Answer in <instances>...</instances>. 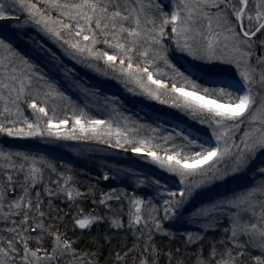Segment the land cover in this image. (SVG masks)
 I'll list each match as a JSON object with an SVG mask.
<instances>
[{
    "label": "snow or ice",
    "instance_id": "6c2138e0",
    "mask_svg": "<svg viewBox=\"0 0 264 264\" xmlns=\"http://www.w3.org/2000/svg\"><path fill=\"white\" fill-rule=\"evenodd\" d=\"M38 2L43 3L45 8L41 9L37 3H32L31 0H13V4L26 11L35 23L42 25L53 36L62 39L64 44L68 45L75 53H86L93 60H102L114 71H119L123 76L135 81L147 95L154 99L160 98L159 90H167L168 84L163 83L161 79H154V74L149 70L148 65L154 63L157 58L163 60L165 65L172 67L174 73L182 77L183 80L180 87H177L175 80L171 84L170 91L174 94L179 93L175 96L177 103L174 106L182 107L194 115L202 114L201 122H204L205 116L210 118L219 129L214 132V135H216L217 141H224L223 148L219 143L210 148L200 145L201 151L191 153L175 151L161 156L154 148L148 147L147 140L132 139L127 131H122L119 128L113 129V126L105 120L89 119L85 123H81V117H77L76 126H78L80 135H76V126L73 127L71 133H61L59 128L53 127V117L48 115L47 108L38 106L35 100L29 103V107L36 114V122H30L25 117L22 123L26 125V128L17 127L18 121L15 117L22 116L18 101L22 95L26 94V88L31 86V78H26L28 80L26 85L24 80L14 74L15 70L13 69L8 79L9 81L19 80V87L5 83L0 79V104H2L0 133L9 137H34L47 134L62 139H97L105 143L110 142L103 139L105 136L114 135L117 137L114 147H123L128 144L131 145V151L137 154L147 148L146 155L151 157L154 163L180 178V183L185 187L178 193L167 189L161 193L162 195L166 193L167 197L163 200L164 215L162 218L158 215L159 209L151 201L144 209L147 213L145 216L142 215L141 207L145 205V201L140 198H131L130 204L134 211L130 212L129 226L132 224L141 225L143 221V227L148 228L149 240L152 239L153 231H164L163 220L176 218L186 200L192 196L195 188L224 178L227 173L221 172L210 162L230 156L233 159L232 171L237 172L248 166L255 153L264 150V56L257 55L255 51L256 47L264 49V0H257L254 14L248 10L249 0H178L169 12L163 11L162 5L159 3L153 6L152 0H149L148 3H145V0H38ZM51 11L57 12L58 15L53 17L47 14ZM10 12L11 9H5L4 4L0 3V20L10 18ZM157 17H159V22H157ZM65 19L68 22H65ZM245 19L248 21L247 26ZM200 21H206L207 33L202 32L196 26ZM168 25H171V33L175 35L177 47L181 51H188L190 54L199 52L200 55L197 58L200 59H219L227 64L234 63L245 82L243 92L232 90L230 86L204 87L175 69L169 63L167 55L162 54L167 51L162 45V38L166 35ZM65 33L67 38H65ZM258 33L261 38L254 39ZM197 36L206 39V45L202 50L193 49L188 43L190 39L194 40ZM221 37L224 43L222 48L218 49V46L221 45ZM180 38L184 39L183 45L180 43ZM98 44H104L113 49L114 54L110 55L108 51L97 48ZM153 45H160V48H153ZM0 48L10 50L11 45L7 44L4 39H0ZM225 50H230V52L225 53ZM218 52L225 54H218ZM137 53L144 58L143 65L139 63L134 65L133 56ZM118 57L119 66L117 67ZM253 58L255 63L252 62ZM126 61L127 63H125ZM25 63L27 62L25 61ZM2 67L3 61L0 60V68ZM3 74L0 72V75ZM145 79L147 83H145ZM152 85H155V89L151 87ZM253 85L259 88L256 94H253ZM186 88H190L191 91H185ZM5 89L8 91L7 96L4 92ZM52 91L54 90L50 89L45 95L50 96ZM12 93H15L14 97ZM57 95L62 96L60 93ZM221 100L224 102L218 103ZM10 105L15 107V112ZM44 117L47 119L44 126L41 127L40 120ZM246 120L258 126L245 131L239 145L233 142L229 147V133L232 129L239 128L240 124ZM66 123V119L59 121L60 125ZM192 143L194 141H189V144ZM233 149H235L234 152ZM12 155L9 153L5 156V153L0 150V158L11 160ZM15 155L22 156L24 161L30 159L22 153ZM32 160L33 163L25 176V181L29 182L30 187L34 186L42 176V169L36 167L35 158ZM23 169L24 165L21 164L20 171ZM261 173L264 174V169H261ZM190 177H200V179L195 183H188ZM7 180L12 181V176L9 175ZM155 183L159 188V181ZM48 194L52 195L51 190ZM4 195L5 188L0 186V208L3 207ZM67 196L71 199L72 191H67ZM177 196L178 199H176ZM37 197H39V193H37ZM41 204L42 201L37 199L36 209L39 216L43 217L45 213L39 210ZM8 207L16 210L14 213H9L10 215H21L23 212V219L20 222L19 230L17 227L8 229L9 232L15 234L13 239L5 241L0 238V245L7 244V247L0 246V264H15L17 256L20 258L19 264H58L59 259L66 254H71L74 259H83L72 248V242L58 232L53 233L45 229L43 223H38L35 227H23L28 225L29 213L33 209L28 188H24V195L10 203ZM25 208L27 210H24ZM224 208L235 210L228 217L230 227L224 229L226 234L230 233L227 240L232 246L228 247L224 240L219 241V244L225 245L221 252L216 243H213L209 258H203L201 252L196 253V264H246L243 259L245 256L249 257L250 264H264V184L253 187L225 202L201 207L194 213V218L208 220L214 213ZM98 219L89 214L83 219L77 218L75 223L80 229H87ZM15 223L13 221L14 225ZM114 223L116 227L123 226L118 221ZM37 228L48 231V234L54 237V246L51 252L42 247L40 238H34L28 234L30 231L35 232ZM30 239L37 240L38 246L35 249L29 246ZM187 239L189 243H192L194 240L202 241L204 237L199 234H196L195 237L189 234ZM14 240H17L22 246V253ZM152 252L155 253L154 248ZM116 255L118 259H123L119 253ZM126 255L127 253H125ZM168 255L170 257L169 264H171L172 254ZM87 264H92V262L88 261ZM140 264H158V262L155 258L150 262L147 256L142 254ZM176 264H184V262L177 260Z\"/></svg>",
    "mask_w": 264,
    "mask_h": 264
},
{
    "label": "trees",
    "instance_id": "16d2710c",
    "mask_svg": "<svg viewBox=\"0 0 264 264\" xmlns=\"http://www.w3.org/2000/svg\"><path fill=\"white\" fill-rule=\"evenodd\" d=\"M31 2L37 3V6L41 9L45 8V5L38 2V0H31ZM0 3L4 4L5 9H11L10 17H15L22 23H25L32 31L37 29L43 32L45 30L42 25L35 23L26 11L13 4V0H0ZM47 14L53 17L58 15L55 11L48 12ZM3 20H0V22ZM65 22L68 21L65 19ZM157 22H159V19H157ZM169 26L166 28V35L162 38V45L171 48L173 44H171L172 35ZM44 32H46V37H51L54 41L57 40L63 46H67L62 39L53 36L46 30ZM64 35L67 38V34L65 33ZM259 37L260 34L258 33L255 39ZM0 39H4L7 44L11 45L10 50L0 48V60L3 61V67L0 68V72L4 73L0 75V79L5 83L19 87V80L9 81L8 79L13 69L15 70L14 74L19 79L24 80L26 85L28 84L26 78H31V86L26 88V94L22 95L18 101V107L22 116L15 117L18 121L17 127L26 128V125L22 123L25 117L30 122H36V114L29 107V103L33 100H35L38 106L47 108L48 115L53 117V127L59 128L61 133H71L73 127L76 126L77 117H81V123H85L89 119H98L93 109L83 98H80L74 91L70 92L69 85L67 86L62 78L51 74L43 59L38 58V55L26 49L23 43L11 41L5 37H1V35ZM44 42L46 45H49V41L46 38ZM97 48L108 51L110 55L114 54V50L104 44H98ZM256 48L263 55L264 49ZM149 55L151 56L152 53L150 52ZM82 57L88 58L87 64L90 67L96 70L101 68L109 76L113 74L117 76L120 73L119 71H114L112 68L114 72H111L102 60H93L86 53L82 54ZM66 63L71 66L75 65L73 62L71 64L69 62ZM133 63L134 65L137 63L143 65L144 58L137 53L133 56ZM118 66L119 57L117 58ZM148 67L153 72L154 79H161L163 83L168 84L167 90H159L164 101L168 102L172 96L179 95V93L174 94L170 91L171 84L174 80L173 76L167 72V69L163 68L165 66L161 64L158 58L154 63H150ZM145 82L147 83L146 79ZM197 82L205 84L207 87L219 88L210 83H206L204 80ZM152 86L155 88L154 85ZM50 89L54 91H52L50 96H46L45 94ZM4 92L7 96L8 91L5 89ZM57 93L62 94V96L57 95ZM12 96L14 97L15 93H12ZM140 97V101H144L145 98L143 96ZM219 102L224 101L221 100ZM150 105L154 107L157 104L150 102ZM10 107H13V112H15V107L11 105ZM0 109H2V104H0ZM160 110L162 112L165 111L164 109ZM138 113L149 122H159L157 118L149 116L144 111L138 110ZM172 113L175 114L176 112L174 111ZM40 115L42 116V114ZM46 119L47 117H44L40 120L41 127L44 126ZM64 119L67 120V123L60 125L59 121ZM109 122L113 126V129L119 128L116 125L117 120L113 115L110 117ZM160 124L171 126L161 121ZM76 127V135L79 136L78 126ZM255 127H257V124L249 123L246 120L240 124L239 128L232 129L233 140H231V146L233 142L239 145L244 132ZM205 132L217 141V137L213 131L206 130ZM103 139L109 140L110 142L105 143L97 139L84 138L62 139L55 136H48L47 134L34 137H9L6 134L0 133V150L5 153V156L9 153L13 154L11 160L0 158V186L5 188L3 207L0 208V238L5 241L13 239L15 234L9 232L8 229L17 227L19 230L21 227L20 222L23 219V212H21V215H10L9 213H14L16 210L14 208L9 209L8 205L23 196L24 188H28L29 198L33 202V209L29 213L30 219L28 225H24L23 227H35L38 223H43L45 229L53 233L58 232L65 239L72 242V248L76 250L78 255L83 257L82 260L74 259L71 254H66L59 259L58 264H87L88 261H91L92 264H140L142 254L147 256L150 262L155 258L158 264H169V253L172 254L171 264H176L177 260H182L184 264H196V253L201 252L203 258H209L213 243H216L218 250L221 252L224 250L225 245L219 244V241L224 240L228 247L232 246L227 240V236L230 233L226 234L224 231V229L230 227V224L227 222L219 224L213 232L204 235L202 241L194 240V242L189 243L187 239L188 235L183 231H177L171 235L166 233L171 221L163 220L162 227L164 231H153L152 239L149 240L148 228L143 227V221L141 225L132 224L131 226H129V221L130 212L134 211V208L130 204V200L133 197L145 201V205L141 206L142 215H147L144 209H146L148 202L151 201L159 209L158 215L161 218L163 217V207L160 205L157 197L153 196L151 192L142 187L135 186L125 176L116 172H110L106 175L94 165L78 164L47 149L43 150L32 145V142L35 143L42 140L61 145L77 144L85 147L111 149L114 147L113 145L117 137L114 135L111 137L105 136ZM119 148L123 150L124 154L128 153L130 155L131 145L125 144ZM143 150L147 151V148ZM16 153L25 154L30 159L24 161L23 157L15 155ZM32 158H35L36 167L42 169V176L34 186L30 187L29 182L25 181V176L28 174L29 168L33 163ZM228 158L230 156H225L212 163L215 168H219L221 172H226L227 174L223 179H217L210 183V186H212L211 197L234 193L247 185H245L242 178H231V174L229 173L230 168L226 165ZM21 164L24 165L23 171H20ZM9 175L12 176V181L7 180ZM69 177L71 179H68ZM176 177L180 180L178 176ZM188 180H191V178H188ZM49 190H51L52 195L48 194ZM67 191H72L73 196L71 199L67 196ZM37 193H39V197H37ZM117 196L120 198L117 199ZM37 199L42 201L39 210L45 213L43 217L39 216L36 209ZM24 210L27 209L25 208ZM89 214L99 219L90 228L80 229L75 223V220L77 218L83 219L88 217ZM13 221L16 222L15 225ZM117 221L123 226L116 227L114 222ZM28 234L31 237L40 238L42 247L51 252L54 246V237L49 235L48 231H42L37 228L35 232L30 231ZM17 240H14V243H16L17 248L22 253V246ZM0 246L7 247V244L4 243ZM29 246L35 249L38 246L37 240L30 239ZM153 248L155 249V253L152 252ZM117 253L123 259H118ZM125 253H127L126 256ZM19 259V256H17L15 264H19ZM243 259L246 264H250L248 256L243 257Z\"/></svg>",
    "mask_w": 264,
    "mask_h": 264
},
{
    "label": "rangeland",
    "instance_id": "374dc122",
    "mask_svg": "<svg viewBox=\"0 0 264 264\" xmlns=\"http://www.w3.org/2000/svg\"><path fill=\"white\" fill-rule=\"evenodd\" d=\"M148 2L149 0H145V3ZM177 2L178 0H152L153 6L159 3L165 12H169ZM256 2L257 0H251L248 5V10H251L253 14ZM232 19L234 21V17ZM247 24L248 21L245 19V25L247 26ZM196 26L202 32L207 33L206 21H200ZM169 27L171 29V25ZM44 31L40 32L37 29L32 31L25 23H22L15 17L6 18L0 22L1 37L23 43L26 49L38 55V58L43 59L51 74L62 78L65 84L69 85L70 92L74 91L80 98H83L93 109L96 118L99 120H108L109 122L110 117L113 115L117 120L116 125L119 126V129L127 131L129 137L132 139L147 140L149 142L148 147L154 148L157 154L161 156L175 151L183 153L201 151L200 145H203L204 148L216 146L217 143H219L221 148L225 146L223 140L216 141L205 132L206 130L219 131L210 118L205 116L204 122H201L202 114L194 115L182 107L174 106L177 102L173 96L168 102L164 101L161 95L159 99H154L147 95L135 81L128 79L121 73L117 74V76L115 74L109 76L99 67V70L93 69L87 64V57L81 58L82 54L75 53L68 45L63 46L57 40L56 42L51 37H46V32ZM171 35V44L173 46L171 48L164 46L167 51L166 53L162 52V54L167 55L169 63L175 69H178L191 79L194 78L196 82L204 80L206 83L217 87L230 86L232 90L243 92L245 82L240 76V70L236 68L234 63L227 64L219 59H200L197 58L200 55L199 52L190 54L188 51H181L177 47L175 35L172 33ZM45 38L49 41V45H46L44 42ZM180 43L181 45L184 44L183 38H180ZM188 43L193 49L202 50L206 45V39L197 36L194 40L190 39ZM223 43L224 41L221 37V45L218 46V49L222 48ZM153 48L158 49L160 45H153ZM255 51L257 55L264 56V53L261 55L262 53L260 54L257 48H255ZM229 52L230 50H225V53ZM225 53L218 52V54ZM160 61L165 66L163 68L167 69V72L173 76L176 85L180 87L183 82L182 77L176 75L173 68L165 65L163 60ZM66 62L70 64L73 62L75 65L71 66ZM252 62L255 63L254 58ZM107 69L114 72L110 67ZM197 83L200 84V82ZM231 83H237L238 88ZM201 85L207 87L205 84ZM151 87L155 89L153 86ZM185 91H191V89L186 88ZM258 91V86L253 85V94H256ZM140 96L145 98V102L143 100L140 101ZM161 101L164 102L162 103ZM150 102H154L157 105L151 107ZM218 103L223 102L218 101ZM160 109H164L165 111L162 112ZM138 110L144 111L153 118H157L159 122H149L138 113ZM174 111L176 112L175 114L172 113ZM160 121L166 122L171 126L162 125ZM109 124L111 123L109 122ZM231 140H233L232 132L229 133V147H231ZM189 141H194V143L189 144ZM32 145L43 150L47 149L78 164L94 165L106 175L110 172H116L125 176L135 186L142 187L157 197L163 208V200L167 197L166 193L164 195L161 193H164L165 189L178 193L185 187V185L180 183L175 174L167 172L154 163L152 158L146 155L147 151L143 149L139 154L131 151L130 155H128V153L124 154L123 150L119 147L101 149L77 144L61 145L42 140L35 143L32 142ZM232 160L230 157L226 161L227 167L230 168L229 173L231 174V178H242L245 185H247L234 193L212 197V186H210V183L195 188L192 196L186 200L184 207L177 214L176 218L170 220V226L166 233L171 235L177 231H183L187 235L192 234L194 237L196 234L204 236L207 233L213 232L223 222L230 224L228 217L235 211L232 209L224 208L219 210L209 217L208 220L196 219L194 218V213L201 207L225 202L234 196L247 192L253 187L264 184V174L261 173V169H264V150L255 153L248 166L237 172L232 171ZM216 161L214 160L210 163L212 164ZM190 178L191 180H188V183H195L200 179V177ZM156 181H159V188L155 183ZM178 198L177 196L176 199Z\"/></svg>",
    "mask_w": 264,
    "mask_h": 264
},
{
    "label": "bare ground",
    "instance_id": "6f19581e",
    "mask_svg": "<svg viewBox=\"0 0 264 264\" xmlns=\"http://www.w3.org/2000/svg\"><path fill=\"white\" fill-rule=\"evenodd\" d=\"M232 85L236 86L238 88V86L236 85L237 83H231Z\"/></svg>",
    "mask_w": 264,
    "mask_h": 264
}]
</instances>
